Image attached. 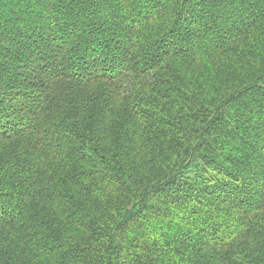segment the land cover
Wrapping results in <instances>:
<instances>
[{"label": "trees", "instance_id": "trees-1", "mask_svg": "<svg viewBox=\"0 0 264 264\" xmlns=\"http://www.w3.org/2000/svg\"><path fill=\"white\" fill-rule=\"evenodd\" d=\"M0 264H264V0H0Z\"/></svg>", "mask_w": 264, "mask_h": 264}]
</instances>
